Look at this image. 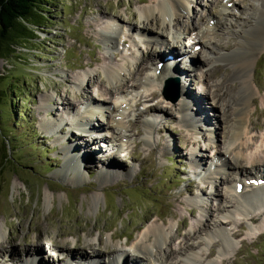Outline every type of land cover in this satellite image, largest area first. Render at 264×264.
<instances>
[{
  "label": "rangeland",
  "instance_id": "rangeland-1",
  "mask_svg": "<svg viewBox=\"0 0 264 264\" xmlns=\"http://www.w3.org/2000/svg\"><path fill=\"white\" fill-rule=\"evenodd\" d=\"M41 1L38 27H34L36 37L16 39L12 52L0 57V264H16L19 259L26 256L36 258V255L46 262L40 264H57L54 257L46 252V247L63 248L64 251L55 249L61 251V259L68 258V253L72 252L70 261L58 264H80L89 258L87 254L95 256L93 258L97 264H101L104 254L97 253V250L111 252V244L126 250V257L131 263L147 264L138 252L136 254L129 250V245L148 221L170 223L173 225L172 231L185 233L200 219V209H214L230 203L226 202L227 197L224 200L214 199L211 195L213 188L196 178L190 164L191 150L197 151L198 158L205 164L203 167L210 168V162L216 163L213 152L205 145V138L208 130L215 135L219 130L218 115L212 109V101L201 90L198 62L194 60L187 78L181 79L178 84L172 82L169 90L166 88V78L162 86L156 89L157 99H147L144 92L136 93L138 101L132 106V116L125 119V130L121 131L124 135L115 132L110 136L109 132L104 131L100 136V133H86L87 130L78 131L69 126L72 116L65 109L63 101H68L74 112H82L91 97L109 99L104 82L105 67L110 63L123 64L124 58L132 53H144L141 56H144L142 62L145 69L135 72L134 82L142 80L145 73L153 69V58L157 53L154 51H159L160 47L148 48V53L145 47L137 43L138 36L132 30L142 25L139 9L151 0ZM237 1L238 10L230 8V2L226 5L231 16L241 17L242 21L237 23L224 17L223 24L211 31L214 53L223 49L230 51L235 36L246 27L249 17L258 11L257 0ZM203 14L201 4L194 0L190 4V16L198 19ZM109 18L118 19L119 23L125 25L119 27L123 38L119 42L122 43L116 48L105 49L98 32L103 24L110 21ZM180 19L182 22L178 29L182 30L187 15L182 14ZM127 24L132 29H128ZM163 33L170 43L183 40L181 37L174 40L168 38L171 30H163ZM132 40L136 46L131 45ZM194 50L201 51V59L207 60L211 56L205 49L201 50L199 44L194 46ZM177 52L182 53L180 58L184 54L179 49ZM256 59L253 67L255 82H258L257 85L264 84V48ZM182 61H178L179 67L185 66ZM227 71L228 67L223 63L214 65L209 82L216 84ZM80 73H90V81L87 85L80 84L78 91L79 84L75 77ZM123 76L128 78L127 73H123ZM231 82L228 81L229 87ZM183 83L184 89L202 99L206 111H202L199 118H202L203 112L211 118L206 121L208 123H196V135H192L188 127L180 122L175 104ZM74 92L80 93L78 98L81 104L73 97ZM175 92L178 98L173 101ZM128 93L133 92L128 90ZM229 95L225 97L226 104ZM255 96L258 98L257 113L251 107L254 126L264 121V104L261 101V98L264 100V91L258 90ZM151 104L157 106L156 111H149L147 106ZM197 111L194 112L197 114ZM45 117L61 122L56 131L48 132L42 128ZM153 118L156 120L153 139L145 143L143 121ZM67 120L69 123L64 126L63 122ZM99 122L105 125V117L98 115L90 126H97ZM254 126L253 134L258 135L262 130ZM103 134L111 137L109 147ZM93 135L96 140L91 146H95L98 155L92 150L89 154L84 153V160L82 158L79 172L75 175L60 171L65 160L63 147L77 145L74 153L80 155L83 146L79 144H84ZM119 138L125 141L123 147L114 148ZM108 152H115V158L108 157ZM106 166H111L113 173L102 178L100 172ZM226 177L232 185L237 175L226 174ZM215 185L221 193L224 192L222 185ZM236 186L239 190L242 184ZM96 193L100 196L103 194V199L97 204L93 200ZM193 196H201L202 199L194 203L190 201ZM237 218L235 216L233 221L225 223L234 241V250L220 264H264V213L252 220ZM249 225L257 229L253 235H249ZM97 237L99 243L95 245L94 238ZM49 238L56 245H49ZM40 241H45L44 247ZM194 243L203 244L200 239H195ZM218 243L203 245L200 252L205 255L210 252V258H214ZM50 253L55 254V251L51 249ZM155 255L160 259V255ZM171 260L174 257L169 262Z\"/></svg>",
  "mask_w": 264,
  "mask_h": 264
},
{
  "label": "bare ground",
  "instance_id": "bare-ground-1",
  "mask_svg": "<svg viewBox=\"0 0 264 264\" xmlns=\"http://www.w3.org/2000/svg\"><path fill=\"white\" fill-rule=\"evenodd\" d=\"M209 1L198 0L204 11V14L202 16L200 15L198 19L194 15L193 17L190 16V4L194 0L149 1L146 6L139 9V16L143 20L141 21L142 25L135 29H132L130 24L127 25L129 26L128 29L135 31V34L138 36L137 43L145 47L147 52L150 51L148 48L160 47L159 51L157 49L154 51L157 53H155V58H153V69L148 73L146 72L142 80L134 82L135 72H143L145 69L143 66L144 56H141L144 53L143 51L132 53L124 58L123 64L110 63V65L105 67L104 82L107 84L106 89L110 95L109 99H96L91 97L89 98L90 100L86 101L82 112H74L72 107L70 108L68 101L67 103L62 102L66 105L64 106L65 109L69 110L72 116L69 125L71 128L81 132L87 130L86 133H100V136H102V132L104 131L109 132L110 136L115 132L118 135H124L121 131L125 130V119L132 116V106H135L138 101L136 99V93L144 92V96L147 99H157L156 89L162 86L166 78H168L166 82L170 80L178 84V81L187 78L188 70H192L194 60L198 62L197 67L201 74L199 83L203 87H201V90L212 101V109L218 115L217 123L219 130L216 135L214 132L212 133L208 130V135L205 138L207 142H205V145L206 147L209 146L211 153L213 152L212 156H215L216 163H208L210 168L203 167L205 164H203L201 158H198L197 151L191 150L190 164L193 166L192 168L194 170L193 172L196 173V178L201 183L207 182L210 188H213L211 195H213L214 199L223 198L224 200L227 197L230 200L228 199L226 202L230 203H226L227 205L224 207L200 209V219H198L195 226L191 225L188 232L185 233H180L177 230L172 231L173 225L170 223H158L155 220L148 221L129 245V250L136 252V254L139 253L141 259L146 260L147 264H220L234 250V241L225 223L230 220L233 221L235 216L245 220H252L256 215L264 213V183L260 184L258 182L255 184L252 181L253 179H263L264 182V121H260L254 126L252 122L253 109L251 108L253 106L254 112L256 111L258 98H256L255 94L260 89L264 91V84L257 85L258 82H255L253 74V67L257 61L256 56L264 48V0H257L259 4L257 13L249 17L250 19L247 20L246 27L235 36V42L231 50L226 51L223 49L219 50L218 53L212 51L214 42L211 41V31L216 26L223 24L222 19L224 17H229L231 20L234 19L237 23L242 21V18L231 16L230 10H228L229 7L226 5L230 2V8L238 10V6H236L238 4L237 0ZM182 14L187 15L188 19L182 25V30H179L178 25L182 22L180 19ZM109 19L110 21L103 24L98 32L100 41L105 49L116 48L122 43L119 42L120 39L121 41L123 39L119 27L123 24L125 25V23H119L118 19ZM211 21L213 22L211 23ZM163 30H171L170 37L168 38L174 40L181 37L183 40L178 41L176 44L173 42L170 43L164 36ZM134 43L136 42L132 40L131 45H135ZM198 44L201 50L205 49L211 54L207 60L199 57L201 51L194 50V46ZM218 45L220 46V44ZM177 49L182 50L185 54L181 57L185 65L184 67L177 65L178 61H180L179 55L182 54L176 53ZM218 63H223L227 66L228 71L224 76L220 77L216 84L210 83L209 78L212 76L213 67ZM123 73L128 74L127 79L124 78L125 74L123 76ZM89 76L90 73H80L75 77V80L79 84L77 86L78 91L81 88L80 84L87 85L90 81ZM228 81H232L230 87ZM128 90L133 93L127 94ZM231 92L233 93L229 95ZM78 95L80 93L74 92L73 97L81 104ZM227 95H229V98L226 104L225 97ZM201 100L200 97L195 94L193 95L192 91L184 89L183 83L179 98L175 104L178 106L180 122L185 127H188L192 135H196L198 129L196 123L205 124L208 123L206 121L211 119L207 113H205L207 116H204V112L202 113V118H199V114L205 110ZM261 101L264 104L262 98ZM147 108L150 112L157 110V106L154 104L148 105ZM193 110H198L197 114ZM98 115L105 117V125L103 122H99L97 126H94V124L90 126L92 120L96 119ZM155 122L156 120L154 118L143 121V140L145 143H149L153 139ZM42 123V128L48 132L56 131L58 129L57 127L61 124L59 120L48 119L46 117L43 118ZM63 123L66 126L69 122L67 120ZM252 126L258 127L262 131L258 135L253 134ZM98 128L102 129L100 130ZM103 135L104 140H107L109 143L107 144L109 147L112 144H110L111 137H107L106 134ZM95 140L96 136L93 135V138H87L84 144H79V146H83L80 155L74 153V149L78 147L77 145L63 147L62 151L65 160L60 171L66 173L71 172L74 175L77 174L82 158L84 160V153L87 152L89 154L90 150L96 154L99 153L95 146H91ZM124 142L120 138L117 139L114 148L123 147ZM208 142H212L213 146H211L212 143L210 145ZM192 148L195 149L194 146ZM109 156L115 158V152H108ZM87 161L94 162V160ZM110 162L116 164L112 160ZM197 169L200 170L197 171ZM112 173V167L106 166L100 172V176L107 178ZM226 174L237 175L232 185L231 182H228L229 179L226 177ZM199 176L201 177L199 178ZM215 183L223 186V193L216 189ZM238 183L242 184L240 190L236 186ZM93 198L94 203L97 204L99 200L103 199V194L100 196L96 193ZM201 199V196H193L190 201L197 203ZM157 218L160 219L159 216ZM254 228L249 225V235L255 233L257 229ZM98 238H94L96 240L95 245L99 243ZM195 239H200L203 244H195ZM215 241L219 242V247L214 258H210V252L207 255L200 252L202 249L201 246H206ZM44 242L40 241L43 247ZM47 243L49 245H56L51 238H49ZM111 247L113 248L111 252L97 250V253L104 254V259L101 264H139L136 261L131 263L128 260L126 257L128 252L126 250H122L115 244H111ZM46 248L45 250L48 255L52 258L54 257V261L58 263L61 261H63L62 263H67L69 259L73 258L72 252H69L68 258L61 259L59 254L61 251H64L62 250L63 248L56 247L61 251L55 250V247V249L50 247ZM51 249L55 251V254L50 253ZM155 254L160 255V259H157ZM81 257L86 258L83 254H81ZM87 257L89 258L81 261L80 264H97V261L93 258L95 256L87 254ZM171 257H174V260L169 262ZM40 262L45 261L42 257L40 258L36 255V258H28L26 256L24 259H19L16 261V264H40Z\"/></svg>",
  "mask_w": 264,
  "mask_h": 264
},
{
  "label": "trees",
  "instance_id": "trees-1",
  "mask_svg": "<svg viewBox=\"0 0 264 264\" xmlns=\"http://www.w3.org/2000/svg\"><path fill=\"white\" fill-rule=\"evenodd\" d=\"M41 4V0H0V57L12 52L16 39L36 37Z\"/></svg>",
  "mask_w": 264,
  "mask_h": 264
},
{
  "label": "water",
  "instance_id": "water-1",
  "mask_svg": "<svg viewBox=\"0 0 264 264\" xmlns=\"http://www.w3.org/2000/svg\"><path fill=\"white\" fill-rule=\"evenodd\" d=\"M173 82H174V81H173ZM171 83H172V81H170V80L166 82V84H167V85H166V88H167L168 90H169V88L171 89L172 86H173ZM174 83H176V82H174ZM176 84H177V83H176ZM175 90H176V89H175ZM177 98H178V94L175 92V94H174L172 100L175 101Z\"/></svg>",
  "mask_w": 264,
  "mask_h": 264
}]
</instances>
